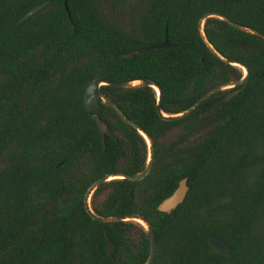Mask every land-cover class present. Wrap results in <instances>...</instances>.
Segmentation results:
<instances>
[{"label": "trees", "instance_id": "16d2710c", "mask_svg": "<svg viewBox=\"0 0 264 264\" xmlns=\"http://www.w3.org/2000/svg\"><path fill=\"white\" fill-rule=\"evenodd\" d=\"M67 7L70 16L64 0H0V264H143L146 229L95 221L84 196L102 177L143 170L148 145L101 100L87 110L85 89L95 79L152 80L162 113L180 114L243 77L206 45L202 18L216 13L264 35V0H67ZM202 31L217 54L248 68V84L173 120L157 114L152 87L101 86L151 138L153 161L137 182L101 184L90 208L147 220L153 264H264V40L218 17L205 18ZM165 37L168 49L120 56ZM182 179L184 201L159 212ZM213 235L231 250L213 249Z\"/></svg>", "mask_w": 264, "mask_h": 264}, {"label": "water", "instance_id": "95a60500", "mask_svg": "<svg viewBox=\"0 0 264 264\" xmlns=\"http://www.w3.org/2000/svg\"><path fill=\"white\" fill-rule=\"evenodd\" d=\"M47 4H48V1H45L42 4L35 6L30 11H28L19 20V22L21 23V22L27 20L30 16H32V15L36 14L37 12H39L40 10H42L45 6H47ZM64 7H65V10H66L68 16H70L69 11H68V7H67V0H64ZM207 17H218V18L226 21V23L228 25H230L231 27H233L237 30H240L242 32H246V33L256 35V36L262 38L263 40H264V35L257 32V31H254L252 29L240 26V25L230 21L229 19H227V18H225L219 14H216V13H210V14L204 16L202 18V20L200 21L199 29H200L201 36H202L204 42L206 43V45L223 62H225L229 65H233V66H237V67L241 68L244 71L243 77L241 79L214 87L213 89L208 91L205 95H203L197 102H195L186 111H184L180 114H176V115H165L162 113L161 108H160L161 99H162V90L152 80H145L142 82L137 81V82H130L129 83V82H118V81H109V80H103V79H95L86 87L85 92H84V105H85L87 110L95 109L97 106V101L101 100L102 102L106 103L114 111V113L119 117V119L122 122H124L128 126L134 128L136 131H138L140 133V135H142V137L145 139V141L148 145V161H147V164L145 165V167L143 168V170H141L139 173H136L133 175H122V174L120 175L119 174V175H110V176L102 177V178L98 179L97 181H95L87 189L85 196H84L85 210L90 215V217L92 219H94L95 221L100 222V223H114V222L132 220V221L138 222L139 224H141L146 229L147 234H148V238H149V254H148L146 261L143 264H153L154 259H155L156 237H155V232H154L151 224L147 220H145L143 217H140L137 215H128L125 217H103V216H99V215L94 214L90 208V198H91L92 194L94 193V191L101 184H103L104 182H107L111 179H127L128 181H131V182H137V181L143 179L149 173L151 165H152V161H153V145H152L151 138L136 123H134L133 121L128 119L119 110V108L113 103V101L100 90V87L103 85H109V86H112L114 88H121V89H128V88H132V87H135L138 85L152 87L156 91V94H157V103H156V108H155L156 112H157V114L162 116L163 119H166V120L178 119V118L186 117V116L190 115L197 108H199L203 103L208 101L213 95H215L216 93H218L221 90L238 88L237 90L232 92L226 98V100H229V99L237 96L248 84L249 77H250L249 70L247 67H245L241 63L229 61V60L222 58L219 54H217L215 52V50H213L211 45L206 41L205 36L203 34V31H202L203 21ZM170 47H171V45L169 44L167 38L165 37L164 41L160 44H156V45L144 48V49H140L138 51H132V52L124 53L120 56L123 58H133L136 54L145 53L151 49H168ZM95 120H96L98 126L101 128L102 124H101L100 119L98 117H95ZM187 192H188L187 179H182V180H180L176 190L169 197L165 198L161 203H159L157 210L159 212L170 214L173 210H175L184 201V199L187 195ZM208 244L213 249L218 250L220 252L231 250V247L229 245H227L222 239H220L219 237H217L215 235H213L209 238ZM112 247H113L112 243L110 242V239L107 237L108 254L111 253Z\"/></svg>", "mask_w": 264, "mask_h": 264}, {"label": "rangeland", "instance_id": "374dc122", "mask_svg": "<svg viewBox=\"0 0 264 264\" xmlns=\"http://www.w3.org/2000/svg\"><path fill=\"white\" fill-rule=\"evenodd\" d=\"M243 74H244V71H243Z\"/></svg>", "mask_w": 264, "mask_h": 264}]
</instances>
